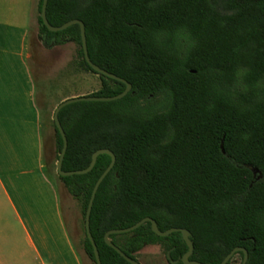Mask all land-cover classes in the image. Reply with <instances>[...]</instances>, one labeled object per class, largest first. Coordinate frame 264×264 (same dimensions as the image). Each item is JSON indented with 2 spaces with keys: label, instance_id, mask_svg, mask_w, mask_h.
Segmentation results:
<instances>
[{
  "label": "trees",
  "instance_id": "trees-1",
  "mask_svg": "<svg viewBox=\"0 0 264 264\" xmlns=\"http://www.w3.org/2000/svg\"><path fill=\"white\" fill-rule=\"evenodd\" d=\"M43 1L44 45L73 40V67L102 81L92 96L123 93L125 83L86 61L79 24L48 29ZM47 18L54 27L83 21L91 60L133 86L122 99L77 102L59 114L68 139L64 171L88 168L100 149L116 155L90 220L102 264H132L105 235L146 217L161 231L189 230L192 261L221 264L243 247L247 264H264V0H48ZM53 126L58 161L64 140ZM111 162L102 154L87 174L59 175L81 202L83 247L95 264L86 213ZM110 238L136 261L146 245H161L169 264H184L189 251L181 232L161 237L150 222ZM237 256L242 264L243 252L228 264Z\"/></svg>",
  "mask_w": 264,
  "mask_h": 264
},
{
  "label": "crops",
  "instance_id": "crops-1",
  "mask_svg": "<svg viewBox=\"0 0 264 264\" xmlns=\"http://www.w3.org/2000/svg\"><path fill=\"white\" fill-rule=\"evenodd\" d=\"M32 2L30 15L22 7L0 13V264H85L58 171L50 168L52 140L43 127L33 45L37 0ZM11 214L23 242L11 235Z\"/></svg>",
  "mask_w": 264,
  "mask_h": 264
},
{
  "label": "rangeland",
  "instance_id": "rangeland-1",
  "mask_svg": "<svg viewBox=\"0 0 264 264\" xmlns=\"http://www.w3.org/2000/svg\"><path fill=\"white\" fill-rule=\"evenodd\" d=\"M36 8V21L34 25L35 34L33 45L37 49V83L40 93L41 117L43 127L52 140L53 155L50 162L52 172L57 173V149L53 117L56 108L63 101L73 97L92 96L102 86L100 76L91 72L77 70L73 67V61L77 57V44L67 38H63L60 45L48 48L44 45L42 35L39 31L38 4ZM20 7L26 14H31L33 9L32 0H0V13H18ZM43 42V43H42ZM42 44V45H41ZM61 188L66 193L64 201L65 214L69 220L71 234L75 239L77 250L80 252L85 264H95L86 254L83 242L85 239L84 219L81 202L73 197L60 180ZM11 235L22 238L20 224L11 214ZM16 231V234H15ZM141 264H169L167 253L161 245H146L137 255ZM242 259L237 256L233 264H241Z\"/></svg>",
  "mask_w": 264,
  "mask_h": 264
},
{
  "label": "water",
  "instance_id": "water-1",
  "mask_svg": "<svg viewBox=\"0 0 264 264\" xmlns=\"http://www.w3.org/2000/svg\"><path fill=\"white\" fill-rule=\"evenodd\" d=\"M47 5H48V0H44L43 1V6H42V11H41V16H42L44 24L48 27V29L50 31H52V32H60V31H63V30H65V29H67V28H69V27H71V26H73L75 24H79L80 27H81V35H82L83 49H84V53H85V58H86V61L88 62V64L97 73L103 74V75H105V76H107L109 78L121 81V82H123V83H125L127 85V87H126V89H125V91L123 93H121L119 95H116V96H112V97L84 96V97H73V98L67 99V100L63 101L62 103H60L58 105V107L55 110L54 117H53V120L56 123L57 128L60 131V133H61V135L63 137V140H64V146H63V149H62V151L60 153V158H59V160L57 162V171H58V174L60 176L67 177V176H72V175H84V174H87V173H89L90 171L93 170V168L96 165L97 159H98V157L100 155L107 154V155H110L112 157L111 164L106 169V171L102 174V176L99 178V180L97 181V183L95 185V188H94V191H93V194H92V197H91L88 209H87V213H86L87 235H88V238L90 239V241H91V243H92V245L94 247L95 258H96L97 264H102L99 249H98V247H97V245L95 243V240L93 238V235L91 233L90 220H91V213H92V209H93V205H94V201H95L97 192L99 190L100 185L104 181V179L107 177V175L114 168L115 163H116V155L109 149H100V150H98V151H96L94 153L93 158H92V162H91V164H90V166L88 168H86L84 170H78V171H64L63 170V162H64V159H65V156H66V153H67V149H68V139H67L65 131H64L63 127H62V124H61V121H60V118H59V114H60V112H61V110L63 108H65L66 106H68L70 104H74V103H77V102H82V101H103V102H109V101H115V100L122 99V98H124L126 95H128L132 91L133 86L127 80H125V79H123V78H121V77H119V76H117V75H115L113 73H110V72L106 71L105 69L101 68L100 66H98L97 64H95L91 60V58L89 56L88 45H87L86 26H85L83 21L78 20V19H74V20H71V21L65 23L64 25H62L60 27H54V26H52L49 23L48 18H47ZM147 222H150L152 224L153 231L157 235H159L161 237H167V236L171 235L172 233L181 232L182 235H183L184 240L189 245V251L183 257L184 264H203V263H201L199 261L190 260L191 255L194 253L195 246H194L193 241L191 240V235L192 234H191V232L189 230H187L185 228H171V229H169L167 231H161L158 228L157 222L154 219L150 218V217L144 218L143 220L139 221L138 223H136L135 225H133L132 227H129V228L108 231L106 233V235H105V242L110 247L114 248L123 258H125L130 263H132V264H141L139 261H136V260L132 259L127 254H125L119 247H117L111 241L110 236L112 234L130 233V232L140 228L142 225H144ZM238 252H243L244 253L245 256H244V260H243L242 264H247L249 253H248V250L246 248H243V247H237V248L233 249L231 251V253H229L225 257V259L222 261L221 264H228L233 259V257L236 255V253H238ZM168 258H170V253H168Z\"/></svg>",
  "mask_w": 264,
  "mask_h": 264
},
{
  "label": "flooded vegetation",
  "instance_id": "flooded-vegetation-1",
  "mask_svg": "<svg viewBox=\"0 0 264 264\" xmlns=\"http://www.w3.org/2000/svg\"><path fill=\"white\" fill-rule=\"evenodd\" d=\"M168 259H170V258H168Z\"/></svg>",
  "mask_w": 264,
  "mask_h": 264
}]
</instances>
